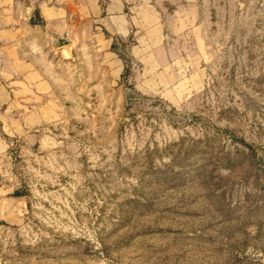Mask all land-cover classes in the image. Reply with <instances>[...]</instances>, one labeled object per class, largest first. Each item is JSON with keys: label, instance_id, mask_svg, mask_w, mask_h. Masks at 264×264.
Returning <instances> with one entry per match:
<instances>
[{"label": "rangeland", "instance_id": "rangeland-1", "mask_svg": "<svg viewBox=\"0 0 264 264\" xmlns=\"http://www.w3.org/2000/svg\"><path fill=\"white\" fill-rule=\"evenodd\" d=\"M192 5L150 88L83 18L0 56V264H264V0Z\"/></svg>", "mask_w": 264, "mask_h": 264}, {"label": "crops", "instance_id": "crops-1", "mask_svg": "<svg viewBox=\"0 0 264 264\" xmlns=\"http://www.w3.org/2000/svg\"><path fill=\"white\" fill-rule=\"evenodd\" d=\"M194 1L0 0V56H8L26 42L29 56H35L33 46L63 38L67 27L72 28L75 21L83 18L95 29L108 33L109 44L133 36L135 43L129 49L132 63L145 76L142 86H154V75L167 64L159 34L164 27L175 30L179 13L192 7ZM27 33L29 37L24 36ZM0 94L3 107L9 99L2 89Z\"/></svg>", "mask_w": 264, "mask_h": 264}, {"label": "water", "instance_id": "water-1", "mask_svg": "<svg viewBox=\"0 0 264 264\" xmlns=\"http://www.w3.org/2000/svg\"><path fill=\"white\" fill-rule=\"evenodd\" d=\"M68 52H69V49H68V48H64V49L62 50V54H64V55H67Z\"/></svg>", "mask_w": 264, "mask_h": 264}]
</instances>
